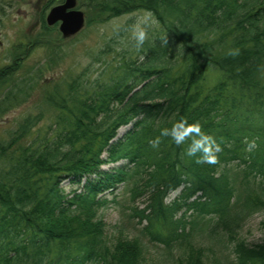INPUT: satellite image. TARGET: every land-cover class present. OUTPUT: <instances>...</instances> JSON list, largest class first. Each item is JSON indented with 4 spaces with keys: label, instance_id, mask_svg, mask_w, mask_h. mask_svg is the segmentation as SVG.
<instances>
[{
    "label": "trees",
    "instance_id": "obj_1",
    "mask_svg": "<svg viewBox=\"0 0 264 264\" xmlns=\"http://www.w3.org/2000/svg\"><path fill=\"white\" fill-rule=\"evenodd\" d=\"M94 2L87 8L98 7L100 21L143 9L158 28L137 50L141 57L107 80L77 77L63 94L46 92L55 110L48 131L30 136L35 115L0 141V264H152L139 237L122 229L110 239L98 217L110 202L104 194L122 183L132 184V199L147 194L145 232L172 257L167 264H220L207 263L193 240L207 216L233 242L236 264H264V232L252 246L239 234L264 212V0ZM17 70H0V85ZM1 103L0 111L10 107L8 98ZM180 118L199 122L220 145L217 164H197L170 138L150 147ZM245 138L258 147L245 151ZM66 179L82 189L65 192Z\"/></svg>",
    "mask_w": 264,
    "mask_h": 264
},
{
    "label": "rangeland",
    "instance_id": "obj_2",
    "mask_svg": "<svg viewBox=\"0 0 264 264\" xmlns=\"http://www.w3.org/2000/svg\"><path fill=\"white\" fill-rule=\"evenodd\" d=\"M58 1L52 0V5L57 4ZM85 1L95 3V0H78V4ZM50 4L51 0L39 2L37 0H0V68L11 62L15 51L24 55V43H27L28 39H42V43L37 44L27 56L23 57L21 66L14 76L20 79L24 77V84L19 79L15 83L7 81L0 85V103L9 94L16 96L11 108L0 112V141L2 142L11 139L12 134L25 118L35 115H39L40 118L31 128L30 136L38 131L39 133L48 131V126H52L55 110L45 100L44 92H50L51 95L52 93L63 94L66 84L77 77L81 84L83 81L93 80L96 76H99L101 81L107 80L115 75L116 68L125 60L141 57V55L138 56V49L131 38L132 25L137 21H143L148 35L158 28L157 21L146 10H135L100 21L98 7L95 10L90 7L88 19L91 21L86 22L82 31L71 39L53 45V41L58 38L55 29L52 27V30L51 28L47 30L41 23L37 25L36 22L43 12L44 15L46 14ZM82 5L79 8L85 10V6ZM29 25L31 28L27 32ZM51 38L52 47L46 43L48 41H45ZM20 45H23L22 50H19ZM51 77L52 80L49 82L48 79ZM126 128H120L118 136ZM2 164H4V158L0 160V166ZM111 166L113 164L103 167L107 169ZM61 185L65 192H71L73 188L82 189V183L72 184L68 179L63 180ZM131 185L120 184L114 193L116 201H111L98 211V217L105 222L106 234L110 239L116 237L122 229L123 234L130 237L140 235L139 230L146 224L145 219L139 221V211L146 205L147 194L145 191H140L132 199ZM178 192L179 189L170 192L165 202L170 203ZM106 197L111 199L113 194L108 193ZM181 212L182 210H179L177 216ZM262 218L263 212L255 213L247 219L242 228L241 235L250 245L260 242L263 231ZM208 223L205 231L195 237V241L207 249L206 254L209 260L215 259L221 264L235 263L231 245L228 242L219 241L217 236L208 232L212 221ZM141 237L149 263H173L170 256L166 257L165 249L161 245L150 242L147 235H141Z\"/></svg>",
    "mask_w": 264,
    "mask_h": 264
},
{
    "label": "clouds",
    "instance_id": "obj_3",
    "mask_svg": "<svg viewBox=\"0 0 264 264\" xmlns=\"http://www.w3.org/2000/svg\"><path fill=\"white\" fill-rule=\"evenodd\" d=\"M131 38L135 42L137 49L142 48L144 43L149 39L147 28L144 26L143 21H137L130 29ZM161 43L168 44L167 36L160 38ZM238 50L229 52V55H238ZM162 138H170L177 146L187 145L184 150V155L188 157H196L197 164H212L215 165L219 162L218 153L222 151L220 145L215 139L206 134L202 130L199 122L189 123L186 118H180L173 121L171 127H164L160 129L159 135L149 141V145L153 149H158L162 142ZM246 145L245 151L252 152L258 147L255 139L248 140L245 138Z\"/></svg>",
    "mask_w": 264,
    "mask_h": 264
},
{
    "label": "water",
    "instance_id": "obj_4",
    "mask_svg": "<svg viewBox=\"0 0 264 264\" xmlns=\"http://www.w3.org/2000/svg\"><path fill=\"white\" fill-rule=\"evenodd\" d=\"M77 0H65L63 4L52 7L46 20L49 25L60 21L58 26L63 39L77 34L84 27V13L75 9Z\"/></svg>",
    "mask_w": 264,
    "mask_h": 264
},
{
    "label": "flooded vegetation",
    "instance_id": "obj_5",
    "mask_svg": "<svg viewBox=\"0 0 264 264\" xmlns=\"http://www.w3.org/2000/svg\"><path fill=\"white\" fill-rule=\"evenodd\" d=\"M52 1V0H51Z\"/></svg>",
    "mask_w": 264,
    "mask_h": 264
}]
</instances>
